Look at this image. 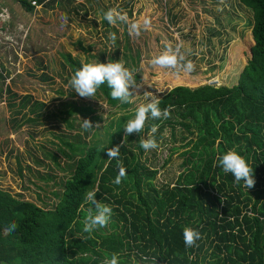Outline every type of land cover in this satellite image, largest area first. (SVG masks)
Here are the masks:
<instances>
[{
  "label": "trees",
  "instance_id": "obj_1",
  "mask_svg": "<svg viewBox=\"0 0 264 264\" xmlns=\"http://www.w3.org/2000/svg\"><path fill=\"white\" fill-rule=\"evenodd\" d=\"M237 2L251 12L252 45L236 83L174 87L159 98L161 110L170 107L169 118L146 120L142 133L158 125L155 138L166 126L172 140L173 126L190 137L195 133L194 141L181 137V149L191 146L192 152H184L188 158L181 162L183 171L172 186H154L156 171L139 159L141 134L125 136L124 127L134 113L106 126L105 145L87 143L84 138L92 129L81 128V135L75 132L69 136L71 142L63 143L66 149L54 152L66 160L69 175L58 182L51 174L45 176L55 189L50 193L53 204L37 206L0 190V264H103L112 253L119 255L120 264H131L133 257L140 260L142 255L156 257V264H264V0ZM20 5L32 8L26 2ZM104 13L101 22L107 27ZM65 57L72 76L81 66ZM106 58L112 61L113 54ZM99 62L104 63L103 54ZM110 91L105 82L96 96L110 108L125 110L127 103L113 99ZM41 107L34 103L31 113ZM68 114L99 120L89 105L69 106ZM67 127L72 128L68 122ZM116 145L127 172L118 185L113 182L118 161L106 155ZM228 150H235L253 169L254 187L247 190L222 171L217 156ZM50 159L58 167L57 157ZM92 190H98L96 199L109 205L112 215L105 228L85 233L84 208L92 207L86 193ZM12 222L18 227L6 235L4 229ZM185 227L201 234L191 248L183 242Z\"/></svg>",
  "mask_w": 264,
  "mask_h": 264
},
{
  "label": "rangeland",
  "instance_id": "obj_2",
  "mask_svg": "<svg viewBox=\"0 0 264 264\" xmlns=\"http://www.w3.org/2000/svg\"><path fill=\"white\" fill-rule=\"evenodd\" d=\"M2 1L14 5V0ZM70 2H45L43 11L33 15L34 24L26 28L29 33L25 36L17 31L23 27L18 23H23L14 16H8V24L0 26V190L37 206L55 202L50 195L55 189L45 180L46 175L54 176L55 182L69 175L66 160L54 152L57 148L66 149L63 143L71 142L69 136L75 132L82 134V119H90V116L69 115V106H91L94 116L99 118L93 123H99L100 127H93L84 140L105 145L106 126L121 115L135 114L140 104L148 102L143 95L145 91L160 98L177 86L194 89L203 85H234L252 45L251 12L237 0ZM112 8L126 13L130 21L148 20V28H142L139 37H134L129 35L126 23L111 25L106 20L108 26L104 27L102 13ZM62 15L68 18L67 25L62 24ZM90 16L93 18L89 19ZM110 32L116 34L115 44L108 38ZM168 47L174 51L179 47L185 57L182 63L190 60L194 70L185 74L153 67L152 58ZM109 53L113 54L112 61L118 60L132 71L139 86L133 102L127 103L122 111L108 107L96 95L94 99L81 98L69 85L71 74L65 56L69 55L81 66L99 62L101 54L107 63ZM34 103L42 107L31 113ZM143 137L147 138V133H141L140 139ZM181 137L194 141L195 133L190 137L180 127L173 126L172 140L171 130L166 126L159 137L154 135L158 148L143 149L139 157L145 166L156 171L152 183L157 189L164 184L172 186L183 171L181 162L188 158L184 152H192L191 146L181 149L185 142ZM172 148L175 151L171 152ZM50 155L57 157L58 167ZM84 210L87 212V208Z\"/></svg>",
  "mask_w": 264,
  "mask_h": 264
},
{
  "label": "clouds",
  "instance_id": "obj_3",
  "mask_svg": "<svg viewBox=\"0 0 264 264\" xmlns=\"http://www.w3.org/2000/svg\"><path fill=\"white\" fill-rule=\"evenodd\" d=\"M104 19L111 25H116L118 22L126 23L128 25V32L130 36L139 37L141 29H147L149 21H130L126 13H122L115 8L109 9L103 14ZM93 17H89L92 19ZM62 24H68V18L64 15L60 17ZM109 40L112 44H115L117 39L116 34L110 32L108 34ZM11 39V37H8ZM185 57L180 54L179 47L174 51L171 47H168L163 53L154 56L150 61L153 67L161 69H173L176 73L180 71L185 74L191 73L194 70V64L189 60L186 63ZM107 83L111 89L110 95L113 99H118L122 103H132V97H134L138 89V85L133 79V73L126 68L120 61H107V63L101 62H89L82 63L81 67L75 71L69 80L70 87L81 98L94 99L97 89L100 85ZM144 97L148 100L145 104H140L135 109L134 118L127 121L124 127L125 136L133 133L141 134L144 132L146 120L149 116L152 119H167L170 116V107L161 110L159 107L160 99L153 95V92L145 91ZM82 128L85 130L92 129L93 127L99 128V123H93L90 119H82ZM158 131V125H152L147 132V138L140 139V146L145 150H153L158 148L157 141L154 138V134ZM119 149L120 145L113 146L106 150L107 157L116 159L118 161V175L113 181L115 184H120L122 178L127 174L126 169L119 162ZM217 163L221 167L224 173H231L234 177V182L237 185H242L249 190L254 187L255 180L253 176V169L247 164L244 157L238 154L235 150H228L227 152L217 156ZM98 190L88 191L86 193V200L92 205L87 211V215L83 221V231L85 233H92L97 228H104L107 226L111 215L112 208L96 199ZM224 199L222 197L221 203ZM18 225L15 222L10 223L4 229L5 234H10L17 229ZM201 239L199 231L185 227L183 229V242L187 248H191L196 245V241ZM156 257L149 258L146 255H142L140 260L132 258L131 264H156ZM103 264H120L119 255L112 253L110 258L105 257Z\"/></svg>",
  "mask_w": 264,
  "mask_h": 264
},
{
  "label": "crops",
  "instance_id": "obj_4",
  "mask_svg": "<svg viewBox=\"0 0 264 264\" xmlns=\"http://www.w3.org/2000/svg\"><path fill=\"white\" fill-rule=\"evenodd\" d=\"M49 0H43L40 3H36L35 7H32L29 11L26 10L23 6L20 5V3L16 2L14 0V5L11 6L10 4H5L2 0H0V26H6L9 21L8 16H14L15 19L19 20V22H22L23 25L18 23L20 26H23L22 29H17L21 34L27 35L29 31L26 29L28 27H31V24L33 25V15L36 13H40V11H43L44 3L48 2ZM57 1V0H56ZM79 1V0H78ZM4 14V16H2ZM16 20V21H17ZM4 22V23H2ZM45 22V20H44ZM27 25V26H26ZM22 30V32H21ZM27 31V32H26Z\"/></svg>",
  "mask_w": 264,
  "mask_h": 264
},
{
  "label": "built area",
  "instance_id": "obj_5",
  "mask_svg": "<svg viewBox=\"0 0 264 264\" xmlns=\"http://www.w3.org/2000/svg\"><path fill=\"white\" fill-rule=\"evenodd\" d=\"M16 2L20 3V2H26L27 4H29L31 7H35L36 6V3L33 1V0H15ZM216 82V80H215ZM217 87L219 85H216Z\"/></svg>",
  "mask_w": 264,
  "mask_h": 264
}]
</instances>
